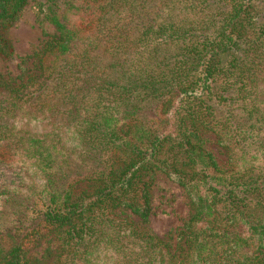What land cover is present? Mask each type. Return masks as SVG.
Segmentation results:
<instances>
[{
    "label": "trees",
    "instance_id": "16d2710c",
    "mask_svg": "<svg viewBox=\"0 0 264 264\" xmlns=\"http://www.w3.org/2000/svg\"><path fill=\"white\" fill-rule=\"evenodd\" d=\"M25 2L0 0V58ZM260 3L39 4L38 69L14 85L0 77V187L11 189L0 209L16 216L0 229V264H43L28 254L51 235L53 264H264ZM155 173L192 208L174 247L142 228Z\"/></svg>",
    "mask_w": 264,
    "mask_h": 264
},
{
    "label": "rangeland",
    "instance_id": "374dc122",
    "mask_svg": "<svg viewBox=\"0 0 264 264\" xmlns=\"http://www.w3.org/2000/svg\"><path fill=\"white\" fill-rule=\"evenodd\" d=\"M43 1L26 0L12 25L6 30V36L11 41L14 52L8 58H0V77L11 85L24 82L38 69L39 62L37 57L46 37L38 26L36 14L39 4ZM263 5V3L258 4L256 6L257 10L262 9ZM25 56L27 57L24 63L25 70L21 71L19 63L21 58ZM204 138L205 147L214 155L218 163L223 164L227 158L225 149L216 143L213 134L207 132ZM86 187L85 184H80L74 189L78 193L84 188L86 189ZM0 188V194L5 191H11V189ZM88 189L92 190V188ZM150 190L151 213L148 222L142 228L149 229L159 237L170 238L169 242L174 247L176 230L182 228L192 211L189 198L182 186L162 173H155L152 176ZM15 217L11 208L0 209V229L11 226V221ZM133 219L136 218L134 217ZM60 241L59 237L55 238L52 235L43 238L39 245L29 251L28 256L37 258L44 256L43 264H53V256H47V249L55 253Z\"/></svg>",
    "mask_w": 264,
    "mask_h": 264
}]
</instances>
